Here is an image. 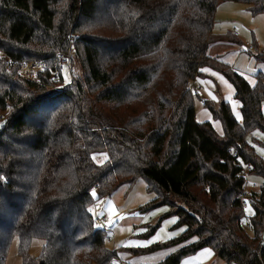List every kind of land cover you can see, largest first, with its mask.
I'll use <instances>...</instances> for the list:
<instances>
[{
  "label": "trees",
  "instance_id": "trees-1",
  "mask_svg": "<svg viewBox=\"0 0 264 264\" xmlns=\"http://www.w3.org/2000/svg\"><path fill=\"white\" fill-rule=\"evenodd\" d=\"M223 2L264 14V0H0V115L11 109L0 117V264L15 237L22 264H111L113 235L96 228L91 208L141 178L156 193L144 209L170 206L185 230L127 252L181 247L155 264H182L209 249L226 264H264V159L249 140L264 134V76L251 85L210 56L212 44L233 42L213 33ZM71 47L85 74L59 92L50 77ZM33 60L47 63L40 84L18 73ZM206 69L240 103L237 121L229 102L203 101L223 135L197 120L202 97L191 87ZM237 160L263 179L250 199L252 237L242 227ZM35 239L45 244L33 258Z\"/></svg>",
  "mask_w": 264,
  "mask_h": 264
},
{
  "label": "rangeland",
  "instance_id": "rangeland-1",
  "mask_svg": "<svg viewBox=\"0 0 264 264\" xmlns=\"http://www.w3.org/2000/svg\"><path fill=\"white\" fill-rule=\"evenodd\" d=\"M215 22L214 34L220 36L219 38L230 37L233 42L227 43L225 41L224 43L212 44L209 49L210 56L221 57L224 63L241 73L251 84H254L257 74L261 73L264 76V60L258 59L260 55H264V14L253 15L250 11V6L244 3L223 2V4L219 5ZM235 33L238 34L239 38L234 35ZM247 43L255 45L258 51L249 52L246 47ZM73 71L75 78L76 76L82 77L85 74L78 58ZM219 75L225 81L219 78L211 80V83L215 86L213 85V90L206 89L208 99L199 94L202 100L197 98L195 106L198 122L206 121L212 123L217 132L223 135V126L219 121L212 118L211 112L204 108L203 101L208 100L218 104L229 102L237 121H241L242 114L240 103L235 99L232 84L221 74ZM69 78L67 76V80ZM202 92L203 90H200V93ZM262 110L264 111V107ZM10 111L11 109L2 114L8 116ZM249 140L254 146L256 154L264 159V134L256 132ZM95 158L100 159L97 156ZM245 185L246 192L249 195L258 194L263 187V179L259 175L250 173L247 175ZM155 197L156 193L151 192L147 181L141 178L132 186L125 184L119 187L111 196L94 201V206L91 208L92 215H94L95 208H97L100 215L109 219V226L113 230L114 241H107L108 249L118 250L120 254V252L128 250L126 248L138 249L155 243H166L184 234L185 227L178 226L179 218L170 214L172 211L170 206H163L154 210L144 209ZM244 215L242 227L252 237L254 234L249 226V220L254 216L253 207H247L244 210ZM153 231L154 235L151 233ZM194 241L192 239L189 242ZM20 242L21 238H14L5 264H22V257L19 251ZM44 244L43 240H32L29 246L30 256L33 258L40 256L43 252ZM156 253H160V251ZM155 254H149L148 256H154ZM130 255L126 259L133 258L137 260L146 256L135 257ZM128 263L131 264V262Z\"/></svg>",
  "mask_w": 264,
  "mask_h": 264
},
{
  "label": "built area",
  "instance_id": "built-area-1",
  "mask_svg": "<svg viewBox=\"0 0 264 264\" xmlns=\"http://www.w3.org/2000/svg\"><path fill=\"white\" fill-rule=\"evenodd\" d=\"M236 37L239 38L238 34H234ZM246 47L249 52L254 53L258 51V48L255 45H251L249 43L246 44ZM54 69L52 70V75L50 77V84L48 87L56 90V91H64L68 85H70L75 77V73L73 71V67L75 64V56H74V49L73 47L67 53H60L56 55ZM6 67L7 69H11L13 63L9 58H6ZM47 70V63L41 60H33L31 62H24L18 69V73L21 77L28 81L35 82L37 84L41 83L40 74L41 72H46ZM67 76H69V80H67ZM62 83L60 84V82ZM67 82V83H66ZM3 115V114H2ZM0 115V117H2ZM232 155L239 158L238 152L233 151ZM237 165L241 170V177L247 178V175L251 173L252 166L241 164L237 160ZM97 190V187L94 188V191ZM251 195L247 192L244 193L242 197V208L243 210L247 209L251 203ZM93 219H95V226L96 228L102 230L107 235L112 236L114 241V234L113 230L109 226V219L106 216L100 215L98 209L95 208V212L93 215ZM111 240V238H110Z\"/></svg>",
  "mask_w": 264,
  "mask_h": 264
},
{
  "label": "crops",
  "instance_id": "crops-1",
  "mask_svg": "<svg viewBox=\"0 0 264 264\" xmlns=\"http://www.w3.org/2000/svg\"><path fill=\"white\" fill-rule=\"evenodd\" d=\"M217 37H220V36H217ZM203 72H204V74L206 75L207 78L206 79H196L193 82L191 89L193 90V92H195V93L197 92L202 97L208 99L206 91L209 90V89L213 90V85H214V84L211 83V80H214V78H219V79H222V80H224V79L219 74L215 73V71L206 69V70H203ZM222 80H220V81H222ZM254 84H255V82H254ZM254 84H251V85H254ZM200 90H203V92L200 93ZM214 104H218V103L214 102ZM195 111H196V106H195ZM212 118H213V116H212ZM207 121H210V120H207ZM95 197L96 196L93 195V198H95ZM179 248H181V247L170 248V250H164L165 252H161L160 251V253H156L154 256L146 255L144 257L138 258L137 260H135L133 258L126 259L127 256H129L130 254L131 255H133V254L130 253V252H127L125 250L123 252H120V254L118 252V257L116 259H114L111 262V264H129L128 262H131V264H147V263L155 264V263H158V262H161V261L165 260L168 256H170L171 253L177 251ZM140 256H142V255H140ZM182 262H183L182 264H226V263H224V261H222L219 258H217L214 255V253L211 250H209V249L202 250L196 255L187 257Z\"/></svg>",
  "mask_w": 264,
  "mask_h": 264
}]
</instances>
